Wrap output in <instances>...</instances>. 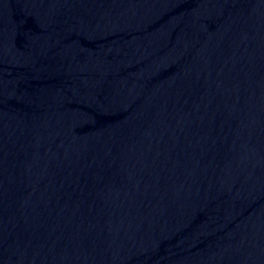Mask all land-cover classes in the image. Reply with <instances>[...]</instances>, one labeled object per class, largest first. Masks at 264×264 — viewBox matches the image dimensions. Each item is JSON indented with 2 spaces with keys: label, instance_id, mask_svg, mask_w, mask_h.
<instances>
[{
  "label": "water",
  "instance_id": "obj_1",
  "mask_svg": "<svg viewBox=\"0 0 264 264\" xmlns=\"http://www.w3.org/2000/svg\"><path fill=\"white\" fill-rule=\"evenodd\" d=\"M0 264H264V0H0Z\"/></svg>",
  "mask_w": 264,
  "mask_h": 264
}]
</instances>
